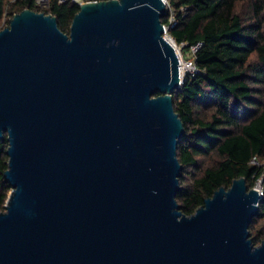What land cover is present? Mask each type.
I'll return each mask as SVG.
<instances>
[{"label":"water","instance_id":"95a60500","mask_svg":"<svg viewBox=\"0 0 264 264\" xmlns=\"http://www.w3.org/2000/svg\"><path fill=\"white\" fill-rule=\"evenodd\" d=\"M166 0L79 6L69 34L23 10L0 31V141L11 187L0 264H264L244 178L180 212L183 83Z\"/></svg>","mask_w":264,"mask_h":264},{"label":"trees","instance_id":"16d2710c","mask_svg":"<svg viewBox=\"0 0 264 264\" xmlns=\"http://www.w3.org/2000/svg\"><path fill=\"white\" fill-rule=\"evenodd\" d=\"M163 25L173 16L169 36L177 46L201 43L195 55L199 73L187 76L172 94L173 109L184 126L177 145L182 166L180 212L191 216L220 188L244 178L248 189L262 178L264 191V0H166ZM56 18L68 35L79 7L70 0H49L39 9L34 0H0V20L23 10ZM1 31V30H0ZM6 138L0 141V212L11 191L4 179L8 157ZM255 159L257 164H252ZM249 238L264 241V194L251 220Z\"/></svg>","mask_w":264,"mask_h":264},{"label":"built area","instance_id":"2783aa9c","mask_svg":"<svg viewBox=\"0 0 264 264\" xmlns=\"http://www.w3.org/2000/svg\"><path fill=\"white\" fill-rule=\"evenodd\" d=\"M65 1L66 0H58L59 3H63ZM70 1L79 7L80 5H83L85 3L108 1V0H70ZM34 3L39 9H46L49 6V0H34ZM175 26H176V21L174 20L173 16L170 15L168 17V23L166 25H163L164 37L175 47V50L178 56V65H180L178 66L180 80L184 81L187 76L194 77L199 73L195 65V55L198 52V50L201 48L202 44L197 43L195 45L189 46L188 50L186 51L188 54V57L183 58L179 51L182 50L183 47L185 46L181 45L179 46L180 48L177 49L176 48L177 45L175 44L174 40L168 34L169 30L173 29ZM251 163L257 164L255 159H253ZM252 189L257 191L260 198L263 197L264 191H263V186H262V178L258 179L254 183V186L252 187Z\"/></svg>","mask_w":264,"mask_h":264},{"label":"rangeland","instance_id":"374dc122","mask_svg":"<svg viewBox=\"0 0 264 264\" xmlns=\"http://www.w3.org/2000/svg\"><path fill=\"white\" fill-rule=\"evenodd\" d=\"M9 19V15L7 14V11L5 10L4 15L2 16V19L0 20V30H3L5 27H7V20ZM176 48H180L179 46H176ZM183 58L188 57L187 52H183V50L179 51ZM259 245V244H256Z\"/></svg>","mask_w":264,"mask_h":264}]
</instances>
